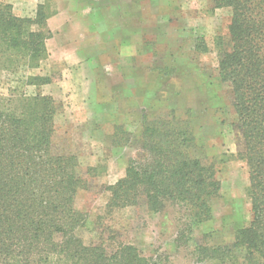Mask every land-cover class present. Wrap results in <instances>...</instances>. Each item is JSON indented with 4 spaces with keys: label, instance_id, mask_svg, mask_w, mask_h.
I'll return each instance as SVG.
<instances>
[{
    "label": "rangeland",
    "instance_id": "obj_1",
    "mask_svg": "<svg viewBox=\"0 0 264 264\" xmlns=\"http://www.w3.org/2000/svg\"><path fill=\"white\" fill-rule=\"evenodd\" d=\"M44 2L54 13L48 22L50 56L27 74L51 75L54 82L25 91L51 96L60 106L54 152L77 156L82 174L96 169L89 190L76 200L89 217L79 236L86 243L134 245L158 264H220L202 260L198 246L229 243L252 221L249 171L235 158L237 117L214 46L228 32L231 11L216 10L213 0H0L22 18L35 17ZM199 39L209 53L195 51ZM17 78L0 74V96L19 87ZM168 110L182 119L192 114L196 155L213 159L222 185L211 221L193 227V234L174 207L160 214L143 207L112 214L106 209L105 188L125 175L131 159L145 156L136 140L142 115ZM116 126L133 135L129 145L115 143Z\"/></svg>",
    "mask_w": 264,
    "mask_h": 264
},
{
    "label": "trees",
    "instance_id": "obj_2",
    "mask_svg": "<svg viewBox=\"0 0 264 264\" xmlns=\"http://www.w3.org/2000/svg\"><path fill=\"white\" fill-rule=\"evenodd\" d=\"M213 4L231 11L228 32L216 37L214 46L218 74L231 90L237 117L235 158L249 171L252 221L235 231L233 241L202 243L197 250L202 260L220 264H264V0ZM53 15L48 2L33 18L18 17L11 4L0 3V74L18 75L20 84L0 96V264H158L134 245L86 243L78 234L89 217L76 200L89 190L96 169L82 174L77 156L54 152L60 106L51 96L25 91L54 82L51 75L27 74L50 56ZM195 51L207 54L210 48L199 39ZM191 120L192 114L182 119L172 110L142 115L136 140L145 156L131 159L125 175L105 188L108 213L143 207L160 214L174 207L190 234L211 221L222 185L213 159L196 155ZM115 129L120 137L115 143L129 145L133 135L125 127Z\"/></svg>",
    "mask_w": 264,
    "mask_h": 264
}]
</instances>
